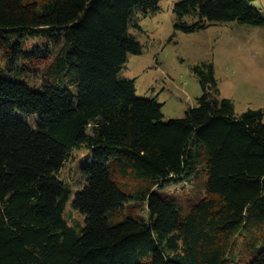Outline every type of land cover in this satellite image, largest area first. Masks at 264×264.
Segmentation results:
<instances>
[{"label":"trees","instance_id":"16d2710c","mask_svg":"<svg viewBox=\"0 0 264 264\" xmlns=\"http://www.w3.org/2000/svg\"><path fill=\"white\" fill-rule=\"evenodd\" d=\"M253 1L180 0L175 32L264 26ZM160 2L0 0V51L42 80L0 78V264H264V110L237 113L211 61L193 66L198 105L169 120L121 74ZM77 148L89 150L71 205L83 226L66 219L60 177ZM180 183L197 194L187 206L156 191ZM131 202L148 218H119Z\"/></svg>","mask_w":264,"mask_h":264},{"label":"rangeland","instance_id":"374dc122","mask_svg":"<svg viewBox=\"0 0 264 264\" xmlns=\"http://www.w3.org/2000/svg\"><path fill=\"white\" fill-rule=\"evenodd\" d=\"M178 1L161 0L158 12L141 18L143 30L134 32L144 44V53L131 55L121 74L136 79L139 95L158 97L164 104V118L169 120L183 117L190 107L198 105L203 89L193 66L211 61L215 65L219 96L232 99L237 113L250 108L264 110V26L234 20L215 23L197 32H175L173 9ZM252 4L264 12V0H254ZM33 44L32 40L26 42L25 52L32 50ZM26 74L11 71L0 51V78L22 81L34 89L42 87V80L34 81L35 75ZM88 154L87 148L75 149L60 172L73 190L65 213L71 225L83 226L85 222V217L71 205L76 191L86 183L81 168ZM183 186L172 184L156 191L177 196L187 206L190 196L197 194L190 193V185ZM133 187L130 184V189ZM127 214L148 218L149 212L145 204L131 202L119 218Z\"/></svg>","mask_w":264,"mask_h":264}]
</instances>
